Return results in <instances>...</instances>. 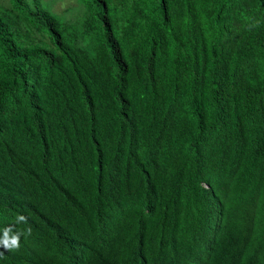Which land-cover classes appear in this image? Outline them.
Wrapping results in <instances>:
<instances>
[{"label":"trees","instance_id":"16d2710c","mask_svg":"<svg viewBox=\"0 0 264 264\" xmlns=\"http://www.w3.org/2000/svg\"><path fill=\"white\" fill-rule=\"evenodd\" d=\"M0 0V264H264V0Z\"/></svg>","mask_w":264,"mask_h":264},{"label":"rangeland","instance_id":"374dc122","mask_svg":"<svg viewBox=\"0 0 264 264\" xmlns=\"http://www.w3.org/2000/svg\"><path fill=\"white\" fill-rule=\"evenodd\" d=\"M70 2H71V0H57L55 8L58 9V10L63 9Z\"/></svg>","mask_w":264,"mask_h":264}]
</instances>
